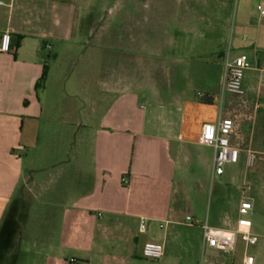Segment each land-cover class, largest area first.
<instances>
[{
	"label": "crops",
	"instance_id": "crops-1",
	"mask_svg": "<svg viewBox=\"0 0 264 264\" xmlns=\"http://www.w3.org/2000/svg\"><path fill=\"white\" fill-rule=\"evenodd\" d=\"M225 4L226 0H6L0 6V32L11 33L14 48L0 53V226L10 204L23 199L29 173L34 180L28 187L35 190L36 199L47 188L35 178L38 169L33 168V157L30 168L25 155L34 148L36 126L50 106L46 95L58 63H77L90 54V71L79 78L75 91L93 92L95 98L79 95L81 103L73 108L78 114L72 124L86 126L88 108L100 111L86 156L89 177L78 178L83 191L63 205L58 238H24L32 252L31 264H133L128 256L137 251L142 255L146 241H162L166 248L169 240L179 236V226L193 225L185 221L194 210L187 175L191 163L202 161L193 148L212 147L201 141L204 124L216 122L220 110L225 116L232 113L225 100L231 93L222 96L221 83L226 60L239 55L232 58L230 51L215 44L221 35L214 38L198 29V6L205 8L206 15H214L206 17V24L214 29L215 15L223 13ZM221 25L218 22L217 27ZM197 38L202 39L199 48L210 47L200 52L209 56L197 60L194 68L183 67V52H193ZM251 47L253 58L248 56L252 69L259 72L260 84L256 91H246V107L257 110L262 105L259 89L264 80L261 35ZM69 73L66 79L74 74ZM91 76L99 89L91 88ZM191 77L199 78L201 85H174ZM152 79H159V85ZM201 93L212 97L213 103H204ZM236 125L232 143L243 152L247 147L254 149ZM83 154L68 155L40 170L53 174L59 168L65 174L77 160L81 175ZM255 179L252 205L258 223L253 228L252 221L251 227L258 238L252 244L255 254L249 253L239 235L237 241H243L245 251L238 262L233 259L230 264H242L246 252L254 256L255 264H264V175L256 174ZM249 196L240 195L237 218L240 202ZM141 218L148 221L145 232L139 228ZM206 221L215 228L236 226V221L221 225ZM154 223L157 227L163 223L164 232L143 242L140 234H146ZM198 228L196 251L201 246L203 251L210 248L207 264H229L217 255L222 249L203 246L201 225ZM7 253L8 245L3 243L0 264H8ZM19 256L9 264H17Z\"/></svg>",
	"mask_w": 264,
	"mask_h": 264
},
{
	"label": "rangeland",
	"instance_id": "rangeland-1",
	"mask_svg": "<svg viewBox=\"0 0 264 264\" xmlns=\"http://www.w3.org/2000/svg\"><path fill=\"white\" fill-rule=\"evenodd\" d=\"M204 9L203 6H198V29L214 38L221 35L219 40L216 39L215 41L214 39L215 44L220 43L225 52L230 51L232 58L241 52L249 54L253 58L251 47L253 40L261 35L264 41V13L258 9L256 1L226 0L223 13L215 15L216 27L214 29L206 24L209 22L206 17L212 19L211 17L214 15L210 13L206 15ZM204 15L205 19L201 20ZM218 22L222 24L219 28L217 27ZM182 33L186 35L185 31ZM195 40H198V46L193 48V52H183L186 61L183 67L194 68L198 65L197 60H203L209 56L200 52L210 47L201 49L199 48V40L202 39L197 38ZM89 57L90 54L77 63H73L71 60L63 61L54 68V84L51 86V92L46 95V102L48 101L50 106L39 125L36 126L38 136L35 139L34 148L25 155V164L30 168L29 162L33 157V168L38 169L34 173L35 178L39 180V183L42 182L47 185L45 186L47 188L41 191L43 195L36 199L35 190L31 191L28 187L34 180L29 173L28 178L24 180L26 184H24L23 199L12 202L8 207L0 226L2 240L0 246L2 247L3 243L8 245V253L6 254L8 264L14 263L19 255L17 264H31L32 252L25 246V237L58 238L60 219L64 211L63 205L68 202L69 197L72 198L83 191L82 188L78 187V178L89 177L86 173L89 161L87 157L92 149L93 129L96 127L100 111L88 108L86 126L79 127L72 124L75 115L78 114V110L75 111L73 108L81 103L80 97L95 98L93 92L89 96L75 91L79 78L90 71ZM66 72L67 76L70 75L69 72H74V74L72 73L73 75L66 79ZM91 81V88L99 89L98 83L95 84L92 76ZM159 81V79H152L150 82H156L159 85ZM66 82H68L67 85ZM189 82L198 87L202 81L197 77H191L179 79L174 85L179 87ZM243 83L246 91H256L260 84L259 72L254 69L246 70ZM160 86L163 87V83ZM218 96L220 97V95ZM225 100L231 109L233 108L229 116L239 124V130L243 135H246L248 142L251 139V146L256 151L254 165L251 167L246 165V155L243 152L239 162H227L224 165V173L212 177L213 148L208 146L193 148L202 158V161L197 162V164L193 162L190 167L188 166V193L194 203V210H190L189 213L194 219L193 225L179 226L180 234L175 240L172 239L167 242L163 258L159 260L148 259L143 257L140 251H137L136 255L128 256V260L133 264H161L162 262L167 264H207L210 248L203 251L201 246L196 251L195 240L199 234L198 226L200 223L206 222L207 219L211 223L216 222L220 225L224 221L234 223L237 218L238 200L242 193H249L248 200L254 204L256 174L262 173L264 175V98L259 100L262 105L259 104L257 110L254 106L246 107L247 96L239 97L230 94ZM140 103L147 106V102L144 100H140ZM67 114H71L70 117ZM79 151L84 152L83 156L86 159L81 165L82 171H84L81 175L77 160L72 163L71 169L65 174L60 172L59 168L53 170L51 172L53 174H49L46 170H40L68 158V155L73 157ZM169 152L171 153V151ZM173 153L174 151H172ZM177 177H182V175L177 174ZM70 209L68 208V210ZM251 217L254 224L253 228H255L258 223V215L254 213V210ZM163 232L164 230L154 223L146 234L140 235L144 242L154 234L162 235ZM19 242L20 253L19 247L17 248ZM244 251L245 245L239 239L233 251L220 250L217 255L230 264L233 259L238 262ZM249 253L255 254L253 245L249 246Z\"/></svg>",
	"mask_w": 264,
	"mask_h": 264
},
{
	"label": "built area",
	"instance_id": "built-area-1",
	"mask_svg": "<svg viewBox=\"0 0 264 264\" xmlns=\"http://www.w3.org/2000/svg\"><path fill=\"white\" fill-rule=\"evenodd\" d=\"M257 7L264 13V0H254ZM6 5V0H0V6ZM12 36L9 31L0 32V53H10L13 51ZM252 62L248 54L241 53L233 59L226 60L224 65L221 94L231 93L239 97L246 96L244 88L245 72L252 69ZM259 92L264 98V80L260 85ZM200 96H203L201 93ZM236 121L230 116H225L220 110L219 117L216 122H208L203 126L201 141L210 145L214 149L213 157V173L212 175H222L224 173V165L227 162L237 163L240 160V155L243 149L232 143V137L236 133ZM246 155V165L251 167L256 160V151L250 147L244 150ZM253 210V205L248 200H242L238 207V218L236 226L232 229L215 228L209 223H200L202 228L203 246L216 247L225 251H233L237 244V238L242 235L246 247L256 243L257 236L251 231L252 219L250 215ZM188 224H193L194 219L191 215L185 217ZM159 227L162 229L164 224ZM139 228L141 232H145L148 228L146 218H141ZM165 254V245L162 241L149 240L146 241L142 248V255L145 258L159 260ZM242 264H255L253 255L246 252L243 256Z\"/></svg>",
	"mask_w": 264,
	"mask_h": 264
},
{
	"label": "trees",
	"instance_id": "trees-1",
	"mask_svg": "<svg viewBox=\"0 0 264 264\" xmlns=\"http://www.w3.org/2000/svg\"><path fill=\"white\" fill-rule=\"evenodd\" d=\"M44 77H45V72H44ZM202 101L204 103H207V104H212L213 103V98L212 97H208V96L205 97V95H203Z\"/></svg>",
	"mask_w": 264,
	"mask_h": 264
}]
</instances>
